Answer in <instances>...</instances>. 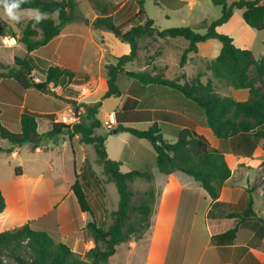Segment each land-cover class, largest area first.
<instances>
[{"label": "crops", "instance_id": "obj_1", "mask_svg": "<svg viewBox=\"0 0 264 264\" xmlns=\"http://www.w3.org/2000/svg\"><path fill=\"white\" fill-rule=\"evenodd\" d=\"M75 1L77 2V0ZM88 1L92 10L91 18L88 17L89 15L79 12L77 8V14L81 20L67 24L51 42L30 54L34 75L37 71L36 67H39L38 65L40 64H45L46 67L49 65L59 66L76 74L73 81L67 86L54 88L55 91L58 87H62L65 90L68 103L58 104L57 108H45L43 103L48 102V98H51L56 103L62 102H59L57 98L47 96L45 98L48 101L40 99L39 95L31 93L36 89H24L13 79L0 78L1 117L5 111H8V114H16L18 117L17 126L20 128V119L24 111L47 117V115H55L59 110L69 107L70 102H77L78 105L87 104L83 101L87 96H81V93L84 91L82 88H85L89 83L93 84L88 95L95 94L99 90L104 91L105 95L108 90L107 66L116 64V58L126 53V47H123V43H121L124 41L114 33L102 29L94 30L92 24L98 17L108 14L114 19L115 17L119 18L121 13H123L124 20L119 24L127 22L138 13L139 0H134L137 6L132 10L131 16L128 17L124 11L128 6V2L132 0ZM144 1L146 4V0ZM168 1L170 4L171 1ZM173 10H178V8ZM242 31L255 33V30L244 21V18H240L232 23V27L227 34L234 39V44L238 48L249 49V43L239 37ZM20 37L21 34L13 36L14 39L16 38L19 41ZM1 38L4 42L11 37ZM160 45H163L162 49L157 52V48ZM213 45H216L214 40H208L200 43L198 47L201 52L203 47L208 48ZM19 46L24 47L21 42ZM140 46L139 58L127 64L126 70L143 71L152 76H171V79L179 80L180 84L190 83L191 79L196 77L197 67L195 61L201 53L189 54L188 62L183 67L181 66V58L179 57L175 61L171 58V53H169V50L184 52L185 43L177 40L167 41L160 38H147L141 40ZM216 46L219 48L220 54L222 45L221 47L219 45ZM26 55L27 50L25 48ZM140 61L142 62L141 64ZM129 65H132L133 68L128 69ZM137 66L138 68H136ZM175 71L177 72L175 73ZM38 72L41 73L42 78L46 77V70L45 72L38 70ZM179 74H182V78L177 76ZM121 76L124 75L119 76L118 85H120ZM33 79L38 82V78L33 76ZM75 85L80 87L79 92L73 90ZM126 85V89H122L119 86L122 92L120 97L105 99L115 98L116 108L104 120L99 118L102 124L113 112L116 113L117 125H114L112 130L120 124L124 127L147 130L157 122L166 140L171 141L166 138V129L169 135L175 139L174 142L170 143L177 141L179 131L188 129L204 137L211 147L217 149L225 156L232 170V175L222 189L218 204L214 205L201 183L193 177L180 171L170 175L159 172L156 167L157 154L149 141L138 139L129 133L107 135L106 145L108 152L109 144L112 138H115L112 146L114 156H111L109 152V157L121 162V170L125 169V167L127 168L124 173L133 170H152L154 174L153 184L157 193L150 229L141 239L133 238L117 246L116 253L110 257L109 263L264 264L262 223L256 225L260 219L264 221V150L258 147L252 156L234 154L230 148L229 141L219 139L214 135L207 125L204 112L173 88L157 84L144 85L129 78ZM51 87L54 86L51 85ZM229 89L230 93L223 96H230L242 102L250 98L248 89L236 90L232 87H229ZM102 104L100 111L103 109L104 101ZM41 118L49 121L50 128L48 131H50L52 128L51 120L40 116L38 123H40ZM102 127L106 128L105 125ZM99 130L97 132L99 135H106L101 134ZM123 135H127V137H121ZM64 136L65 139L68 138L71 142H76L81 150L80 159L76 156V161L80 164V173H77V175L82 174L87 159L90 162L97 163V159L93 160L86 151L85 147L90 145L80 143L79 136H74L73 138H70L69 135ZM47 145L48 142L44 147L32 151L46 150L48 147L50 148ZM64 145H66V142ZM16 154V151L13 152L14 156ZM103 176L105 177L103 179H106V176ZM75 181L67 185L62 180L56 183L53 190L49 192L51 199L47 212L35 220H28L26 224L30 223L33 227L35 225L36 230L53 235L67 244L74 252L84 255L95 246L94 241L88 239L86 233L87 225L92 221V217L84 213L80 208L72 191ZM108 184L110 183L100 186L92 194L96 211L101 214V218L98 221L96 216V221L99 225L102 224L106 227L111 225V222L107 223L105 220L106 217L108 218L107 214H105L106 212L108 213V202L105 196V186ZM254 195L257 197L259 204L263 205L262 210L256 208ZM250 200H253V213L256 215L253 219H250ZM6 210L7 206L3 213ZM235 214L249 219L245 223H239L240 220L237 218L228 219L230 215ZM4 218L6 222L9 216ZM26 224H22L17 228H0V233L21 228ZM237 225H239V229L235 240L231 244L218 245V243H213L212 238L214 235L225 234Z\"/></svg>", "mask_w": 264, "mask_h": 264}, {"label": "trees", "instance_id": "obj_2", "mask_svg": "<svg viewBox=\"0 0 264 264\" xmlns=\"http://www.w3.org/2000/svg\"><path fill=\"white\" fill-rule=\"evenodd\" d=\"M104 1V0H103ZM139 11L123 24H116L110 15L98 17L92 24L94 30L102 29L114 33L130 45V53L116 58V64L107 66L108 90L103 99L85 105L86 111L81 122L74 126L55 121V115H47L52 122L50 131L39 132V114L24 111L20 119V131L15 133L6 128L1 122L0 137L7 140L14 147L31 144L32 150L42 148L48 140L60 135L80 137V143L93 145L97 154V164L102 167L105 180L97 175L89 159L86 160L81 175L72 186V191L84 213L92 217L87 225L88 239L94 241L95 246L84 255L74 252L67 244L50 234L36 230L28 223L21 228L0 233V264H109V259L117 250V246L133 238L141 239L150 229L151 216L156 201V188L153 184L152 170H133L124 173L121 162L109 157L107 150V135H99L102 128L99 112L103 100L120 97L122 92L118 85L120 75L127 76L141 84H157L170 87L191 100L201 109L207 125L214 135L229 141L232 152L241 156H252L258 147L264 150V89L257 87L258 80H264V56L256 58L249 49L238 48L234 39L228 34L218 32V29L229 22L237 9L243 10L244 21L254 30H264V0H240L229 3L228 0H213L216 6L222 7V16L210 24L199 25L204 34L190 27L159 30L154 20L148 17L144 8L145 1L139 0ZM107 4V3H106ZM24 9L39 8L42 12L52 13L59 9L58 19L48 16L40 23L30 20L20 28V42L25 46L27 55L15 57V67L0 65V78L13 79L24 89L34 88L43 93L49 92V87L70 84L76 74L59 66L46 67V77L43 82H36L31 78L34 71L31 53L46 46L69 23L79 21L77 14L78 3L75 0H24ZM111 13V12H109ZM143 21V22H142ZM142 22V23H140ZM15 32L8 26L0 25V36H15ZM160 38L163 40H177L185 43L186 47L181 57V66L188 62L191 53L199 51L198 45L208 40H218L221 45L220 54L208 65V70L215 80L226 83L236 90L248 89L249 100L237 101L230 96H222L215 90L213 82L195 84H180L179 80L171 76L156 75L143 71H128L126 65L139 58L141 40ZM7 70L6 72H4ZM255 73V79L252 74ZM129 133L138 139L151 143L157 154L156 167L159 172L170 175L176 171L183 172L196 181L209 194L214 205L218 204L225 183L232 175V170L225 156L210 146L208 141L188 129L178 133L175 143L164 138L159 124L154 123L147 130L124 127L120 124L113 133ZM0 150H2L0 148ZM10 153L12 150H8ZM20 174V172H17ZM138 179L150 184V189L143 193L138 205L134 204V192L131 184ZM106 183L115 184L119 197V207L111 214L110 226L99 225L96 221V207L93 201L95 187L98 189ZM6 199L0 188V214L6 209ZM250 219L256 217L253 213V200L249 203ZM237 218L239 223H245L249 218L230 215L228 219ZM261 231L264 234V221ZM239 225L222 235H214V244L229 245L237 235Z\"/></svg>", "mask_w": 264, "mask_h": 264}, {"label": "rangeland", "instance_id": "obj_3", "mask_svg": "<svg viewBox=\"0 0 264 264\" xmlns=\"http://www.w3.org/2000/svg\"><path fill=\"white\" fill-rule=\"evenodd\" d=\"M170 1L171 3L169 4V1L167 2V0H146V4L144 5L148 16L152 20H154L155 26L160 30L190 27L204 34L206 31L204 29H198L199 25L204 22L210 24L222 16V7L216 6L213 3V0ZM228 1L229 3H233L240 0ZM77 2L78 11L85 15H89L88 17L91 18L92 10L89 7V1L77 0ZM135 3L136 2L134 0L128 2V6L124 11V13L126 12L125 14L127 17L131 16L133 12L132 10L137 6L135 5ZM174 8H178V10H173ZM24 15L25 19H23L19 23H16L9 21V19L3 15L2 11H0V25H6L12 28L15 34H21V26L30 20L27 18L28 13H25ZM240 18H243V10L237 9L235 10L232 19L222 27H220L218 29V32L227 34L229 32V29L232 27V23L239 20ZM54 19L57 20L58 16H54ZM123 20V13L119 15V18H114V22L116 24H119ZM254 32L255 33H247L245 31H242L239 37L240 39H244L245 42L249 43L250 47L248 48L254 53L256 58H260L261 56H264V30H255ZM10 37L11 38L3 42V39L0 36V65L3 64L9 67H15V57H25V46H19L20 41L16 38V44L14 46H10L8 41H12V39H14L13 36ZM108 43L111 44L109 41ZM121 43H123V47H126V53H124L123 55L130 53V45L127 42ZM214 43L221 47V43L218 40H214ZM216 45L210 46L208 48L203 47L201 52L200 50L198 51L201 54H199L200 56L195 61V65L197 67V75L196 77H193L191 79L190 83H185L193 85L196 82H203L206 84L210 81H213L215 90L223 96L230 93L229 86L224 82L216 81L213 78L212 73L208 70V65L219 54V48H217ZM162 46L163 45L158 46L157 52L161 51ZM169 53H171V58L175 61L179 57L181 58L183 55V51L179 50H169ZM141 63L142 62L140 61V64ZM38 66L39 67H36L37 71L35 72V75L33 74V71L31 78L33 79L34 76V78H38V82H43L45 81V78L41 77V73L38 72V70L41 72H45L46 65L40 64ZM131 67L132 65H129L128 69H131ZM136 68H138V66ZM6 71L7 70H5L4 72ZM176 72L177 71H175V73ZM177 76L181 77L182 74H179ZM251 76L252 79H255V73H253ZM119 81V86H121L122 89H126L128 78L125 76H121ZM92 84L93 83H89L85 88H82L84 89V91L83 93H81V96H87L83 101L88 105L90 103L93 104V102H96L98 100H102L104 96V91L102 90H99L95 94L88 95L91 92L90 87L92 86ZM257 87H259L260 89H264V80H258ZM54 88L55 87L49 88V92L45 94H43V92L39 90H34V92L31 93H34L33 95H39L40 99L47 100V98H45L47 96L57 98L59 102H62L56 103L51 98H48L49 101L47 100L48 102L43 103L45 108H57L58 104L63 105V102L68 103L66 101L67 94H65V90L62 87H58L55 91ZM73 90L79 92L80 87L75 85L73 87ZM36 98L38 97L36 96ZM103 101L104 106L99 113V118L104 120L107 115L116 108V100L115 98H113ZM87 104L83 103L78 105L77 102H70L68 105L69 107L59 110L55 114L56 122H58V115L67 110H73L72 115H75L78 118L76 123L81 122L86 111L85 105ZM111 114L109 115L107 120L103 122L102 126L105 125V122L109 121ZM40 116H42L43 118H47L43 115ZM1 122L12 132L17 133L20 130V128L17 126L18 117L16 116V114H8V111H5L4 115L1 117ZM49 128V121L44 119L42 120L41 118L39 123V132L41 134H44L49 130ZM99 131L101 134H106L109 136L113 135L111 134L112 131L103 127ZM121 137L126 138L127 135H123ZM166 138L171 140L170 142L175 141V139L171 137V135H169L167 129ZM113 139L115 138H112V141L109 144V152L111 156H114L112 149V146L114 144ZM65 142L66 145H64ZM47 146H50V148L48 147L46 150L33 152L31 149V144H25L22 147H14L7 140H4L0 137V148L2 149L0 150V188L5 196L7 203L6 212L2 215L0 214V228H17L22 224H26L28 220H35L39 218V216H43L49 208L51 199L49 192L53 190L55 184L62 180L67 185L76 180L77 173H80V164L77 163L76 156H78V159H80L81 157V150L78 144H76V142H71L68 138L65 139L64 135H60L53 140H48ZM85 148L88 154L93 158V160H96L97 154L94 146L90 145ZM8 150H12V152L10 153ZM15 151L17 152L16 156L13 155V152ZM90 164L93 166V169L101 178V180H105L103 179L105 177L102 175V167L95 162H90ZM126 170L127 168L125 167V169H123L122 171L124 172ZM18 171L21 174H18ZM149 189L150 184H148L146 181H135L131 185V190L135 194L133 200L134 204L138 205L140 203L141 197L143 196V193ZM96 190L98 189L95 187L94 192ZM105 196L108 202V213H105L107 214L108 218L106 217L105 220L107 223H112L110 214L118 209L120 202L119 193L115 184L110 183L105 186ZM254 200L256 203V208L262 210L263 205L259 204L258 199L255 195ZM6 216H9V219L5 222L4 217ZM96 216L98 221V219L101 218V214L97 213ZM8 263L14 264V262L12 261H9Z\"/></svg>", "mask_w": 264, "mask_h": 264}, {"label": "clouds", "instance_id": "obj_4", "mask_svg": "<svg viewBox=\"0 0 264 264\" xmlns=\"http://www.w3.org/2000/svg\"><path fill=\"white\" fill-rule=\"evenodd\" d=\"M24 0H0V11L6 16L9 21L19 23L25 19V13H28L27 18L35 23H40L48 16H56L59 9L52 13L42 12L39 8L24 9L22 8Z\"/></svg>", "mask_w": 264, "mask_h": 264}, {"label": "built area", "instance_id": "obj_5", "mask_svg": "<svg viewBox=\"0 0 264 264\" xmlns=\"http://www.w3.org/2000/svg\"><path fill=\"white\" fill-rule=\"evenodd\" d=\"M10 46H14L16 44V40L12 39V41H8ZM73 110H67L64 111L62 114L58 115L57 121L59 123H64L67 124L69 126H74L75 124H77V120L78 118L75 115H72ZM116 114L112 113L110 116L109 121L105 122V126L107 129L112 130L114 127V124H116Z\"/></svg>", "mask_w": 264, "mask_h": 264}, {"label": "water", "instance_id": "obj_6", "mask_svg": "<svg viewBox=\"0 0 264 264\" xmlns=\"http://www.w3.org/2000/svg\"><path fill=\"white\" fill-rule=\"evenodd\" d=\"M116 133V132H115Z\"/></svg>", "mask_w": 264, "mask_h": 264}]
</instances>
